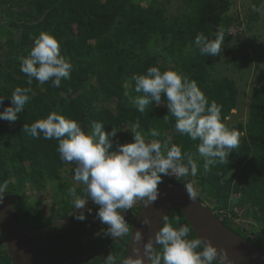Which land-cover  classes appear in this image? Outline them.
I'll return each mask as SVG.
<instances>
[{"label": "trees", "instance_id": "1", "mask_svg": "<svg viewBox=\"0 0 264 264\" xmlns=\"http://www.w3.org/2000/svg\"><path fill=\"white\" fill-rule=\"evenodd\" d=\"M143 1L0 0V50L6 51L0 58V98H5L0 112L11 106V94L17 86L31 87L35 93L30 94L15 122L0 120V184L8 185L2 197L11 202L15 218L26 233L45 236L34 247L47 264H103L111 253L125 259L129 235L141 210L140 205L124 213L129 234L117 240L104 235L102 230L108 226L97 217L98 205L83 212L84 221L76 219L80 213L75 212L69 189L85 196V186L73 183L76 163L60 159L59 141L33 138L23 131L26 123L30 126L53 111L77 121L85 130L94 122L103 123L105 132L115 127L118 132L110 151L133 142L131 130L137 120L138 131L146 140L181 146L182 154L188 152L196 160L197 175L171 182L164 177L159 189L169 185L184 188L185 183L197 178L198 190L205 196H197L202 203L208 202L228 228L264 253V73H260L262 82L250 97L246 123L227 121L238 105L235 80L215 77L225 45L233 40L229 30L240 23L235 9L239 0H179L183 10L179 15H168L162 1L151 0L148 5ZM220 28L225 33L220 54L201 55L194 44L196 35L203 33L212 40ZM42 31L58 39L61 54L73 64L71 78L62 79L59 88H53L51 81L40 85L35 79L28 85V77L20 71V58L29 54ZM233 62L236 68L235 58ZM153 66L162 72H182L197 82L210 102L222 105V122L240 132L238 147L223 163L204 170V158L197 152L200 141L175 130V117L169 115L166 102L157 105L153 101L144 113L137 110L134 101L143 93L135 91L132 76L146 74ZM103 97L114 102V112L100 105ZM150 129L160 135L152 137ZM62 174L69 178H62ZM32 189L48 190L52 205L59 210L56 216L45 213L40 203H30L26 191ZM235 208L252 214L256 231L234 222L239 216ZM168 218L174 225L188 224L176 208ZM62 221L65 223L59 224ZM192 236H196L194 232ZM3 240L4 235L0 238V264H13Z\"/></svg>", "mask_w": 264, "mask_h": 264}, {"label": "clouds", "instance_id": "2", "mask_svg": "<svg viewBox=\"0 0 264 264\" xmlns=\"http://www.w3.org/2000/svg\"><path fill=\"white\" fill-rule=\"evenodd\" d=\"M224 35L223 28L217 31L212 40L198 33L194 44L201 55L215 57L222 50ZM72 70L71 59L61 54L60 42L50 32L42 31L34 39L29 54L20 58V71L28 77V85L35 79L40 85L51 81L53 88H59L62 79L71 78ZM132 79L135 81V91L143 93L134 101L137 110L144 113L153 101L157 105L166 102L169 115L175 117V130L181 135H188L193 141H200L197 152L204 158L205 171L217 162L223 163L229 153L238 147L240 132L222 122V105L215 100L210 102L195 80L171 69L162 72L156 66L149 67L146 74L133 75ZM30 94L35 95L31 87L17 86L11 94V106L0 112V120L15 122L18 114L24 112ZM4 100L0 98V105ZM104 126L101 122H94L90 130H85L77 121L53 111L30 126L26 123L23 131L33 138L59 141L57 151L60 159L65 163H76L74 180L85 186L84 197L78 196L75 188L69 189L75 209H84L91 199L99 206L97 217L100 222L108 226L102 230L104 235L117 240L129 234L124 213L133 209L138 202L145 207L154 203L165 176L177 180L189 174L195 177L198 165L192 154H182L181 146L172 144L169 147L167 142L162 144L156 139L146 140L138 131L139 120L131 130L133 142L120 145L117 151H110L112 138L118 131L113 127L111 132H105ZM149 132L152 137L160 135L155 129ZM7 187V182L0 184V199ZM184 188L190 199H194L196 194L192 184L185 183ZM76 219L84 221L86 216L80 212ZM163 220V226L154 239L150 238L144 245L147 264H232L227 252L221 254L211 240L192 236L190 225H174L167 215ZM143 223L148 225L150 221L145 219ZM135 239L137 242L142 240L140 232L135 233ZM136 252L139 254L140 249L137 248ZM103 264L146 262L143 256L124 260L111 253Z\"/></svg>", "mask_w": 264, "mask_h": 264}, {"label": "water", "instance_id": "3", "mask_svg": "<svg viewBox=\"0 0 264 264\" xmlns=\"http://www.w3.org/2000/svg\"><path fill=\"white\" fill-rule=\"evenodd\" d=\"M175 208L182 213L196 236L211 240L221 254L227 252L232 264H264V253L251 241L228 228L222 219L196 195L194 199H190L185 188L172 185L159 189L158 199L151 205L145 207L143 203L141 204V210L135 218L129 235L128 252L124 260L143 256L147 264L144 245L150 238L154 239L155 234L163 226V217L168 216ZM145 219L150 221L148 225L143 223ZM0 230L5 237L13 264H47L35 249L29 234L17 222L13 205L3 198L0 199ZM136 232L142 235L140 242L135 239ZM137 248L140 249L139 254L136 252Z\"/></svg>", "mask_w": 264, "mask_h": 264}, {"label": "rangeland", "instance_id": "4", "mask_svg": "<svg viewBox=\"0 0 264 264\" xmlns=\"http://www.w3.org/2000/svg\"><path fill=\"white\" fill-rule=\"evenodd\" d=\"M159 1H162L161 4L164 2L163 6L167 10L168 15H179L183 12L179 0ZM150 2L151 0L143 1L145 5H148ZM235 9L239 12L240 23L237 21L230 30L233 35V40L225 45L223 61L217 67L215 77L227 76L235 80L239 88L238 105L237 109L233 111L232 116L227 121L229 123H246L249 113L250 97L256 85L262 82L259 77L260 73H264V0H239ZM233 13H236L235 10ZM5 52L4 49L0 50L1 59L4 57ZM233 58L237 62L236 68L234 67ZM90 87H93V84ZM99 103L105 108L113 112L115 111L114 102H109V100L103 97ZM67 169L69 170V168ZM62 178L68 179L69 176L68 174H62ZM197 181V178L193 179V192L198 197L204 199V194H200L198 190ZM73 183L76 184V181ZM26 195L30 203H40L45 213L51 216L57 215L59 210L52 205L48 190L32 189V191H26ZM92 205L95 204L89 199L84 209L76 210L75 212L87 211L89 206ZM205 205H208V202ZM235 211L239 215L238 224L245 225L248 229L256 231L254 228L256 224L252 222L253 217L251 213H248L243 208H235ZM60 223H65V221Z\"/></svg>", "mask_w": 264, "mask_h": 264}, {"label": "flooded vegetation", "instance_id": "5", "mask_svg": "<svg viewBox=\"0 0 264 264\" xmlns=\"http://www.w3.org/2000/svg\"><path fill=\"white\" fill-rule=\"evenodd\" d=\"M141 204H142V202H138L134 207H138V206H140ZM27 234H29V236H30L31 240L33 241L34 245L37 243V241L40 240L41 237H42V238L45 237V236H44L43 234H41V233H40V234H39V233H37V234L27 233ZM2 237H3V234H2V232H1V230H0V238H2ZM2 243H3V245H5L6 249H8L5 240H3ZM40 245H41V243H40ZM38 246H39V244H38Z\"/></svg>", "mask_w": 264, "mask_h": 264}, {"label": "built area", "instance_id": "6", "mask_svg": "<svg viewBox=\"0 0 264 264\" xmlns=\"http://www.w3.org/2000/svg\"><path fill=\"white\" fill-rule=\"evenodd\" d=\"M186 178L188 177V176H185ZM165 178H166V181H168V182H171V181H178V180H180L181 178H179L178 180L175 178V177H172V176H165ZM183 178V177H182ZM189 183H193V179L189 182ZM235 223H237V222H239V219H236L235 221H234Z\"/></svg>", "mask_w": 264, "mask_h": 264}]
</instances>
